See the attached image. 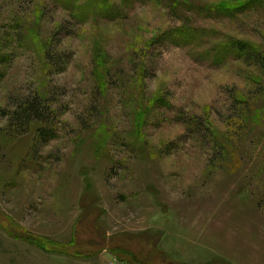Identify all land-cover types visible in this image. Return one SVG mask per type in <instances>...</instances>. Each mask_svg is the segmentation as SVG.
Here are the masks:
<instances>
[{"label": "rangeland", "instance_id": "1", "mask_svg": "<svg viewBox=\"0 0 264 264\" xmlns=\"http://www.w3.org/2000/svg\"><path fill=\"white\" fill-rule=\"evenodd\" d=\"M0 264H264V0H0Z\"/></svg>", "mask_w": 264, "mask_h": 264}, {"label": "trees", "instance_id": "2", "mask_svg": "<svg viewBox=\"0 0 264 264\" xmlns=\"http://www.w3.org/2000/svg\"><path fill=\"white\" fill-rule=\"evenodd\" d=\"M70 1H75V0H70ZM185 28H187V27H185ZM180 33L182 34V33H184V30H180ZM38 110H39V107L36 105H32V106H30V107H26L24 110H23V112H22V115L20 116L21 117V122L23 121H25L27 124L28 123H30V118H31V116L32 115H35L36 114V112H38ZM29 125V124H28ZM38 239V238H37ZM38 242H39V244H41V245H43L44 246V244H46L47 246H48V244H51V245H53L54 247H55V245H54V243H47V241L46 240H44V239H38ZM53 247V248H54Z\"/></svg>", "mask_w": 264, "mask_h": 264}]
</instances>
